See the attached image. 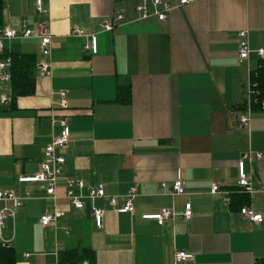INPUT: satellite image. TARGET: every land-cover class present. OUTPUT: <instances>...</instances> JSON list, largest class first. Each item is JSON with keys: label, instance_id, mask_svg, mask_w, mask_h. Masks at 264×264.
Here are the masks:
<instances>
[{"label": "crops", "instance_id": "crops-1", "mask_svg": "<svg viewBox=\"0 0 264 264\" xmlns=\"http://www.w3.org/2000/svg\"><path fill=\"white\" fill-rule=\"evenodd\" d=\"M42 2L48 12L38 15L34 0H3L0 28L19 33L45 20L51 45L44 56L35 38L2 40L3 51L31 54L36 62L34 89L25 96H12L10 61L9 80L0 71V190L30 195L0 226L15 264H59V252L80 242L93 249L95 264H264V108L254 103L246 125L238 121L246 113L240 106L249 71L264 59L254 52L237 57L240 30L251 50L264 49V0H195L163 24L149 18L111 31L100 23L120 10L131 17V1ZM73 27L96 35L95 54L83 50L86 38L71 35ZM40 62L48 63L46 72H39ZM119 88L129 89L128 100L116 99ZM61 118L69 138L56 149L65 162L50 199L43 184L18 178L39 170ZM239 160L254 191L227 203L226 194L237 192ZM66 178L115 196V206L107 198L92 202L103 210L101 227L88 206L77 210L63 198ZM177 178L184 192L171 194ZM130 188L134 211L120 212ZM185 204L188 219L181 215ZM240 205L262 214V222L242 216ZM5 206L10 202H0ZM161 208L174 216L162 224L142 218ZM52 210L61 217L42 226L40 216ZM176 251L190 257L175 261Z\"/></svg>", "mask_w": 264, "mask_h": 264}, {"label": "built area", "instance_id": "built-area-1", "mask_svg": "<svg viewBox=\"0 0 264 264\" xmlns=\"http://www.w3.org/2000/svg\"><path fill=\"white\" fill-rule=\"evenodd\" d=\"M131 1L129 9L132 12V16L127 18L125 10L117 11L114 15L109 18L102 20L100 23L101 31H111L115 27H119L125 23L141 22L148 20L149 18L155 19L156 22L163 24L167 21L168 14L190 2L195 0H175L170 2L167 0H129ZM149 4L152 10L149 9ZM34 11L38 15H44L48 12V8L43 4L42 0H34ZM71 35L81 38H86V41L82 45L85 52L95 54L97 52L96 35L93 33H85L83 30L77 27H73L70 32ZM238 36V49L237 57L239 60H247L249 54L254 52L260 60L264 59V49L258 48L251 50L248 45L247 31L240 30L237 33ZM35 38L39 42L40 52L42 55L47 56L50 53V32L48 23L45 20H39L36 24L35 30L23 28L21 32H17L12 28L0 29V52L3 51L2 40L12 39H29ZM9 60L6 58L0 61V71H4L8 66ZM39 72H46L49 68L48 63L40 62L37 66ZM251 70L249 71L250 78ZM2 78L9 80V73L2 72ZM59 95L61 98L65 97V92L60 91ZM1 101L7 102V98L2 96ZM244 103L245 112L238 117V121L241 125H246L248 121V112L251 110V106L259 104L264 108L263 99L259 98V91L255 89L254 84L251 82V78L248 79L246 87L244 89ZM61 127L58 135L53 136L51 141L45 146L42 162L40 163L39 170L30 176H20L18 181L20 183L34 182L41 183L44 185L46 198L55 199L56 189L58 186V180L62 172V166L65 162V158L56 152L57 148H64L68 142L69 130L65 119L61 118L58 120ZM257 159L262 158L261 153H256ZM237 183L236 186L240 192L252 193L254 191L252 182L244 171L243 161L237 162ZM64 195L63 198L67 200V203L74 209L82 210L85 206H88L89 213L92 217L93 223L96 227H101L103 210L99 207L92 205L95 199L107 198L109 205L115 206L117 201L115 196H107L105 194L102 185H96L93 187H85L84 182L81 179L66 178L64 180ZM261 190L264 191V185L261 186ZM210 191L212 193L218 192V187L215 184H211ZM183 183L177 178L171 184V194H182ZM135 189L130 188L124 195V202L118 207L120 212L132 213L134 211V198ZM28 192L24 193L22 197L16 196L12 191L0 190V202H10L9 207L0 208V226L4 224V220L7 217L13 216L14 212L20 207L23 202L29 198ZM86 202H89L86 205ZM91 202V203H90ZM226 202L229 203V196L226 194ZM239 213L248 218L254 224H259L263 220V216L260 213L254 212L248 206H242L239 209ZM62 212L60 210L46 211L40 216L39 222L42 226L50 224H56L58 219L61 217ZM184 219H188L191 215L190 205L185 204L183 213L181 214ZM174 216V212L168 208H161L158 212L153 214H144V219H154L159 224H162L166 219H171ZM190 255L184 251H176L174 254L175 261H184L188 259Z\"/></svg>", "mask_w": 264, "mask_h": 264}, {"label": "trees", "instance_id": "trees-1", "mask_svg": "<svg viewBox=\"0 0 264 264\" xmlns=\"http://www.w3.org/2000/svg\"><path fill=\"white\" fill-rule=\"evenodd\" d=\"M3 0H0V28L2 27L3 16ZM1 58H8L9 73H10V85L12 90V96H25L31 94L35 84V66L36 62L31 54L20 53L17 51L4 50L0 54ZM251 82L254 84L255 89L259 91V98H264V64L262 61L258 66L251 70L250 74ZM129 89L119 88L117 93V100H128ZM245 108V103H242L240 109ZM237 192H233L234 196L230 194V202H233L236 197L243 195L237 189ZM242 205L239 206V209ZM59 264H74L78 262L86 264H95V257L93 249L82 242L76 244L72 248H66L58 254ZM0 264H15L14 248L11 245H6L0 242Z\"/></svg>", "mask_w": 264, "mask_h": 264}, {"label": "rangeland", "instance_id": "rangeland-1", "mask_svg": "<svg viewBox=\"0 0 264 264\" xmlns=\"http://www.w3.org/2000/svg\"><path fill=\"white\" fill-rule=\"evenodd\" d=\"M5 225H6V224H5ZM6 228H7L6 226L3 227V229H2V232H3V233H4L5 231H7Z\"/></svg>", "mask_w": 264, "mask_h": 264}]
</instances>
